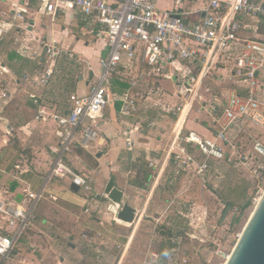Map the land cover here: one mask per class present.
Returning a JSON list of instances; mask_svg holds the SVG:
<instances>
[{
	"label": "built area",
	"instance_id": "2783aa9c",
	"mask_svg": "<svg viewBox=\"0 0 264 264\" xmlns=\"http://www.w3.org/2000/svg\"><path fill=\"white\" fill-rule=\"evenodd\" d=\"M172 2L171 7L159 9L157 0H0V42L14 31L19 48H25L21 36L31 37L36 43L30 52L35 68L22 76L26 85L50 87L63 55L52 39H36L32 34L34 23L30 22L44 17L54 22L59 14L69 11L81 16L82 36L102 37L106 42L107 53L99 62L101 73L89 94L69 95L59 110L50 100L26 93L30 101L39 103L35 121L52 124L58 145L47 180H67L84 194L92 192L90 177L75 171L70 155L77 147L89 148L97 136L98 121L110 104L119 103L122 118L137 115L138 103L130 91L135 83L119 97L111 93L110 86L121 72L132 74L139 67L179 88L180 104L168 111L176 118L167 154L173 167L172 183L194 164L197 175L209 171L212 163L231 165L232 156L238 153L237 142L248 133L247 128L264 127V0ZM66 54L69 61H75L71 52ZM218 65L224 73L227 71L223 78L234 87L225 95L202 99L197 91ZM5 72L0 67V73ZM11 99L8 85L0 83V103L6 106ZM194 104L214 117L210 139L195 132L183 134V125ZM3 128L6 136H13L11 124L5 122ZM125 141L127 151H132L130 138ZM189 146L201 157L200 163L187 151ZM256 159L264 162V146L259 142L252 144L251 154H240L238 162L252 168ZM262 171L264 164L254 168L256 180ZM20 195L18 202L15 196L7 199L8 193L0 191V264L13 259L16 243L31 228L37 206L46 198L43 190L33 193L29 188ZM119 210L113 205L111 212L115 216ZM180 241L177 238L171 250L173 264L187 263L180 257Z\"/></svg>",
	"mask_w": 264,
	"mask_h": 264
},
{
	"label": "crops",
	"instance_id": "0c3cea01",
	"mask_svg": "<svg viewBox=\"0 0 264 264\" xmlns=\"http://www.w3.org/2000/svg\"><path fill=\"white\" fill-rule=\"evenodd\" d=\"M158 3L159 0H157V6ZM30 23H34L32 34L36 39H52L57 47L63 51V55L57 63L55 80L50 87L41 89L26 85L22 81V76L35 68L34 61L30 59V52L36 43L31 41V37H20L25 44L24 49L19 48L18 44L15 43L16 32L14 31L8 32L0 42V67L6 69L5 73H0V77L8 79L9 83L4 84L8 85V89L12 93L11 101L5 107L0 106V159L9 155L15 147L32 149L33 155L24 169L20 170L18 166H14L17 168L15 174L10 172L9 168L2 170L1 173L4 174L2 181H7V184L5 183L6 186L0 187V191L8 193L7 199L12 195L19 202L18 196L24 188H29L33 193L43 190L46 198L37 206L35 224L33 223L31 226L34 227L37 221L41 225L48 222L51 213L47 211L45 214L43 209H52L56 204L54 202H62L63 205L71 207L73 211H84V213L98 208V204L106 201L103 196L105 185L110 178H114L115 185L124 190V200L136 209V216L139 215L140 217L139 222L145 217L154 218L155 213L157 216L154 219L162 222L163 209L157 211V208L163 204V193L157 194L156 191L159 189L160 182H163V179L169 175V171L171 172L170 184L172 183L173 167L171 160L167 159V154L174 138L173 130L175 129L176 118L169 112V116L164 114L161 116L163 112L158 106L163 105V101H173L174 98L180 101L178 97L179 88L170 81L150 75L148 69L144 67H139L132 74L121 72L115 76L113 81L117 78L120 83L114 84L112 81L110 91L113 89L121 90V92L117 90V94L129 91L132 83H135V87L130 91L136 101H139V103L137 101L138 113L133 118H122L118 113L119 104L115 103L104 109L102 117L98 121L95 140L91 142L87 150L77 147L70 155V161L75 171L90 177L92 192L88 195L80 190L74 192L67 180L55 178L47 180L58 145L54 138L52 124H42L35 121L34 117L39 103L30 101L26 93H34L45 101L50 100L53 106L59 110L61 106L66 104L69 95L83 96L89 94L91 86L101 73L99 62L107 53L106 42L102 37L82 36L81 16L69 11L59 14L54 22L48 17H44ZM19 32L21 35V30ZM69 52L73 54L75 61H69L67 58L66 53ZM11 66L14 72L10 69ZM222 74L225 75V73ZM225 82L228 81L225 79ZM0 83L3 82L0 81ZM229 84L224 87L225 92L211 94L206 100L214 96L225 95L234 87L231 83ZM111 93L113 94V92ZM17 99L20 101L16 102ZM9 107L10 109L15 108L12 117L7 115V111L10 110ZM203 112L206 113L200 110L199 114L191 109L183 125L184 135L188 132H195L199 137L206 139L212 137L214 117L208 113L205 116ZM149 114L151 116L147 117ZM162 118L165 121L162 122ZM5 122L14 127L12 137L3 133ZM38 127H42L46 133L41 145H35L31 142V139L35 138ZM128 137L133 145L132 151L126 149L125 140ZM11 139L15 140L14 145H11ZM28 142L30 144H27ZM187 151L193 156L199 157L196 150L192 149L191 146L187 147ZM150 164H153L154 167H150ZM192 168H196V165H191L190 169ZM153 173H157L155 179ZM145 176H149L146 183L144 182ZM153 179L154 182H152ZM170 186V192L174 191L175 185ZM177 194L184 199L185 195L180 191ZM98 195L101 197L97 198ZM41 203L44 206L40 205ZM110 204L109 201L106 202V210L113 215V221H115L114 214L109 210ZM86 210L88 212H85ZM172 223L171 229L175 228L176 225L174 220ZM177 228V230H183L182 227ZM22 238L18 240L16 245ZM174 241L173 244L171 243L172 245L170 244L171 248L167 254L170 256L172 264L171 250L175 247ZM181 243L182 241H180V245ZM163 260L162 257L159 258L161 264H164L162 263Z\"/></svg>",
	"mask_w": 264,
	"mask_h": 264
},
{
	"label": "rangeland",
	"instance_id": "374dc122",
	"mask_svg": "<svg viewBox=\"0 0 264 264\" xmlns=\"http://www.w3.org/2000/svg\"><path fill=\"white\" fill-rule=\"evenodd\" d=\"M172 4V0H159L158 7L166 9ZM223 71L220 65L216 66L212 75L203 82L197 91L202 99H208L209 95L217 92H225L224 87L231 82L222 77ZM225 73L227 75V71ZM2 78L0 77L1 82L9 83L8 79ZM173 85L177 87L175 83ZM179 104L177 98L163 101V105L158 106L163 112L161 116H169V109ZM0 106L4 105L0 103ZM200 107L194 104L192 111L199 113ZM14 111L13 107L7 111V115L12 117ZM203 114L207 116L206 113ZM161 120L165 121L163 118ZM247 132L237 142L238 153L232 156L234 162L231 165L212 163L210 170L201 175H197L198 169L192 168L171 184L169 171L156 191L157 194L163 193V204L157 208V211L163 209L162 222L154 219L157 216L155 213L154 218L145 217L140 222L137 215L132 225L117 224L113 221V215L106 210L107 200L88 213L73 211L62 202H54L56 204L52 209H43V213H51L48 222L41 225L37 221L35 228L31 227L16 245L13 259L6 264H161L160 250L166 248L168 243L173 244L179 237L182 241L180 257H184L186 264H225L256 202L264 192V171L260 172L258 180L253 176L254 168L264 162L256 159L254 161L257 163L252 168L238 162L240 154H251L253 143L259 142L264 146V127L247 128ZM44 135L46 136L45 131L38 127L31 142L35 145L43 144ZM14 142L11 139V145ZM12 150L9 155L0 159V187L7 184V181H2V170L9 168L15 174L17 168L14 166L22 170L33 157L32 149L15 147ZM195 157L197 163L201 162L200 157ZM153 176L155 179L157 173H153ZM170 185H175L172 192ZM179 191L185 195L184 199L178 196ZM247 201L250 203L249 207L239 212L240 205ZM40 205L44 206L42 203ZM228 205L231 206V211L222 219ZM232 214L239 217V221H235L233 226ZM172 220L176 224L173 229L170 228ZM177 227H182L183 230H177ZM168 229L174 235L181 233L169 237ZM162 263L172 264L170 256L167 255ZM177 264L183 263L179 261Z\"/></svg>",
	"mask_w": 264,
	"mask_h": 264
},
{
	"label": "water",
	"instance_id": "95a60500",
	"mask_svg": "<svg viewBox=\"0 0 264 264\" xmlns=\"http://www.w3.org/2000/svg\"><path fill=\"white\" fill-rule=\"evenodd\" d=\"M70 188L74 192L79 191L75 185H71ZM103 196H106L107 201L111 203L110 211L113 210V205L120 208L115 214L116 220L127 225L134 223L136 209L124 200V190L115 185L114 178H110L105 185ZM100 197V195L97 196V198ZM18 199H21V195L18 196ZM229 211H231V206L228 205L222 219L227 217ZM236 219L237 214H232L231 226L234 225ZM225 264H264V192L256 203Z\"/></svg>",
	"mask_w": 264,
	"mask_h": 264
},
{
	"label": "trees",
	"instance_id": "16d2710c",
	"mask_svg": "<svg viewBox=\"0 0 264 264\" xmlns=\"http://www.w3.org/2000/svg\"><path fill=\"white\" fill-rule=\"evenodd\" d=\"M263 32H264V29H263ZM10 69L14 72V69H13V67L11 66L10 67ZM18 76H19V74H17ZM113 81V80H112ZM114 82V84H119L120 82L118 81V79L116 78L115 79V81H113ZM120 85H122V84H120ZM123 86H125V85H123ZM117 90H119V89H113V91H111V92H113V94H115V96L116 97H119L121 94H117L116 92H117ZM118 92H121V90H119ZM115 104H119L118 102H115ZM200 157V156H199ZM196 158V157H195ZM200 159H201V157H200ZM148 179H149V176H145L144 177V182L146 183L147 181H148ZM249 205H250V203H249V201H247V202H245L243 205H240V207H239V212H243L244 210H246L248 207H249ZM239 221V217L236 219V222H238ZM181 232H179V234H180ZM179 234H176V235H174L173 233H172V231L170 230V229H168V231H167V235L170 237H173V236H178ZM171 243H168V246L166 247V248H164V249H161L160 250V255H161V257L164 259L166 256H167V254H168V252H169V250H170V248H171V245H170Z\"/></svg>",
	"mask_w": 264,
	"mask_h": 264
},
{
	"label": "bare ground",
	"instance_id": "6f19581e",
	"mask_svg": "<svg viewBox=\"0 0 264 264\" xmlns=\"http://www.w3.org/2000/svg\"><path fill=\"white\" fill-rule=\"evenodd\" d=\"M259 199H260V198H259ZM258 201H259V200H258ZM258 201H257V202H258ZM257 202H256V203H257ZM251 213H252V212H251ZM250 215H251V214H250ZM249 217H250V216H249ZM115 221H116V223L118 222L117 224H123V225L128 226L127 224H124V223H122L121 221H118V220H116V219H115ZM239 236H240V235H239ZM228 257H229V256H228ZM227 259H228V258H227ZM227 259H226V261H227ZM225 263H226V262H225Z\"/></svg>",
	"mask_w": 264,
	"mask_h": 264
}]
</instances>
